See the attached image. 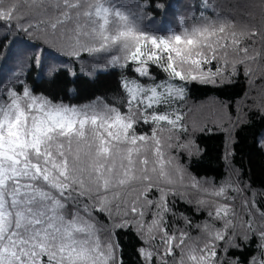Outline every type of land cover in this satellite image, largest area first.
Listing matches in <instances>:
<instances>
[{
	"label": "snow or ice",
	"instance_id": "snow-or-ice-1",
	"mask_svg": "<svg viewBox=\"0 0 264 264\" xmlns=\"http://www.w3.org/2000/svg\"><path fill=\"white\" fill-rule=\"evenodd\" d=\"M102 75L111 95L65 102ZM241 82L219 121L191 118V86ZM249 113L264 0H0V264H264V183L190 171L203 134L230 161Z\"/></svg>",
	"mask_w": 264,
	"mask_h": 264
},
{
	"label": "trees",
	"instance_id": "trees-1",
	"mask_svg": "<svg viewBox=\"0 0 264 264\" xmlns=\"http://www.w3.org/2000/svg\"><path fill=\"white\" fill-rule=\"evenodd\" d=\"M174 4L178 3L183 5L187 0H172ZM183 12V8L179 9ZM258 18V16H257ZM161 22V18L159 19ZM158 24V28H159ZM27 39V38H25ZM39 54V53H38ZM45 55H57L56 53H45ZM48 63H53L49 60ZM32 79L36 80L40 89H52L59 92L63 96V85L53 88L47 82V77L43 79L39 76L38 72L32 73ZM70 88L77 87L76 85H69ZM79 95L78 101L70 93V99H66V103H78L86 100L90 94H100L102 92H109L116 87V77L114 75H102L95 82L80 81L79 82ZM245 85L243 82L234 87H224L220 89H213L211 86L194 85L191 86L188 105L198 104L206 100H224L229 101L241 97ZM264 132V122L261 117L255 113H249L248 123L241 129L234 133L235 144L232 146L234 155L230 161L226 162L223 159L225 154L226 134L222 131H217L211 134H203L199 136L201 147L205 150L204 155L197 159L190 169V171L199 177H207L219 181L223 179L230 171L231 167L245 172V179L251 178L255 181L256 185L264 183V151L260 150L259 145L256 143L260 138V133Z\"/></svg>",
	"mask_w": 264,
	"mask_h": 264
},
{
	"label": "rangeland",
	"instance_id": "rangeland-1",
	"mask_svg": "<svg viewBox=\"0 0 264 264\" xmlns=\"http://www.w3.org/2000/svg\"><path fill=\"white\" fill-rule=\"evenodd\" d=\"M160 17H157L156 24L152 25L151 21H145L146 24L153 26L154 28H158V24L160 25L159 21ZM259 19V16H258ZM217 100H206L204 102L198 104H190L189 107L193 109L190 113V116L193 120L204 122V121H219L220 119V110L218 103H215Z\"/></svg>",
	"mask_w": 264,
	"mask_h": 264
}]
</instances>
